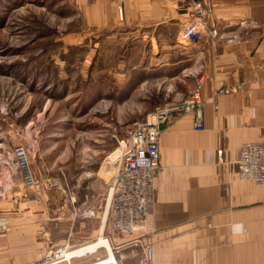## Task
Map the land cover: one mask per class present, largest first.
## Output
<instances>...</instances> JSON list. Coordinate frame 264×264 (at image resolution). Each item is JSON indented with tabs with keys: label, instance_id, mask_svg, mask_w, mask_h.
I'll return each mask as SVG.
<instances>
[{
	"label": "crops",
	"instance_id": "obj_1",
	"mask_svg": "<svg viewBox=\"0 0 264 264\" xmlns=\"http://www.w3.org/2000/svg\"><path fill=\"white\" fill-rule=\"evenodd\" d=\"M204 1L212 5L211 26L220 33L177 47L190 0H124V34L131 35L127 39L146 41V34L152 36L148 43L156 63L145 62L142 71L194 64L205 123L196 130L193 114H186L161 132V166L144 231L150 232L154 246L152 264H264V185L240 179L234 163L241 145L264 137V0ZM169 46L179 52L166 54L170 62L163 55ZM237 87L234 93L215 95ZM218 148L224 149L223 163ZM3 167L0 179L6 175ZM14 186L23 187L17 177ZM93 188L90 182L83 186L90 199L103 196L95 218L72 217L65 192L54 220L42 206L35 215L33 198L26 194L0 195V224L7 219L13 224L12 229L0 230V264H51L60 245L67 244L72 252L99 237L106 228L110 202ZM73 201L78 204L75 196ZM32 215L40 226L26 225ZM18 222L24 227L14 226ZM137 230L139 234L142 228ZM125 251L122 264H140L142 248ZM103 252L53 264H94L103 260Z\"/></svg>",
	"mask_w": 264,
	"mask_h": 264
},
{
	"label": "rangeland",
	"instance_id": "obj_2",
	"mask_svg": "<svg viewBox=\"0 0 264 264\" xmlns=\"http://www.w3.org/2000/svg\"><path fill=\"white\" fill-rule=\"evenodd\" d=\"M199 1L211 7L207 30L219 34L211 26L212 5ZM187 15L186 22L189 6ZM124 29V0H0V168L6 171L0 179L1 197L26 194L33 198L35 215L42 206L54 220L65 192L72 217L94 209L96 215L89 218H95L103 196L90 199L83 186L90 182L95 194L108 196L109 176L103 166L109 156H117L125 129L151 118L159 107L182 102L198 88L194 64L171 71L154 67L145 74L143 64L156 63L148 43L152 36L129 41ZM182 29L177 47L217 37L206 31L196 43L183 44ZM169 51L179 53L169 46L163 51L168 62ZM19 147L26 150L32 184L14 157ZM16 177L21 190L14 186ZM19 223L14 226L24 227ZM27 223L40 226L34 216ZM10 228L9 219L0 224L2 231ZM149 235L143 239L148 241ZM124 239L129 238H122L123 245ZM63 246L67 244L58 248ZM111 248L122 256L137 247L124 245L118 252ZM98 250L107 255L104 248Z\"/></svg>",
	"mask_w": 264,
	"mask_h": 264
},
{
	"label": "built area",
	"instance_id": "obj_3",
	"mask_svg": "<svg viewBox=\"0 0 264 264\" xmlns=\"http://www.w3.org/2000/svg\"><path fill=\"white\" fill-rule=\"evenodd\" d=\"M188 6L190 20L184 24L181 31L182 41L186 44L196 43L206 31L217 36L218 32L207 30L211 7L203 5L199 0L190 1ZM200 88L199 85L182 102L159 107L151 118L134 122L128 126L124 136L118 140V147L114 152H118L117 156L113 157V154L109 156L103 166L109 176V181H107L109 183L108 198L111 199L112 205L109 218L105 222V231L101 237L111 244L116 252L124 248V245L142 248L144 256L141 264H152L154 260V246L151 241H146L143 237L150 233H145L144 228L154 202V183L161 166L160 134L174 118L186 114H193L194 129L204 128L203 100ZM238 89L239 87L223 88L216 91L215 95L234 93ZM223 154L224 149L218 148L217 156L220 163H223ZM14 157L23 170L25 181L32 184L33 179L27 170L28 156L25 148L15 149ZM234 163L240 179L264 185V137L259 141L241 145L236 151ZM18 164L15 163L13 168H16ZM10 169L12 170V168ZM96 213V210L90 209L85 215L82 212L75 213L74 218H89L95 216ZM138 227L142 228L140 234H137ZM122 238H129V240L124 239L126 241L123 245L121 244ZM67 246L60 247L54 254L55 258L63 259ZM100 248L107 250V255L103 256V263L99 258L98 264L121 263L122 256L114 255L111 250L116 261L109 262L111 253L104 245L98 249Z\"/></svg>",
	"mask_w": 264,
	"mask_h": 264
},
{
	"label": "bare ground",
	"instance_id": "obj_4",
	"mask_svg": "<svg viewBox=\"0 0 264 264\" xmlns=\"http://www.w3.org/2000/svg\"><path fill=\"white\" fill-rule=\"evenodd\" d=\"M183 44H184V42L183 41H181ZM186 44V43H185ZM172 122V121H171ZM105 171V170H104ZM105 174L108 176V174L106 173V171H105ZM107 181H109V177H108V180ZM107 200H109V202H110V208H109V213H108V218H109V214H110V210H111V205H112V203H111V199H109L108 198V196H107ZM104 233V232H103ZM102 233V234H103ZM102 234L98 237V240H96V241H94V242H92V243H90V244H88V245H86V246H83L82 248H80L79 250H76V251H68V249H67V251H65L64 252V258L63 259H57V258H55V255L53 254V257H52V259H51V264H53V263H59V262H62V261H64V260H69V259H71V257L72 256H83V255H85V254H87V253H89V252H95L96 250H98V248L101 246V245H104V246H106V248L108 249V251L111 253V250H112V248H111V244H109L107 241H104L103 240V238L101 237L102 236ZM58 250V249H57ZM56 250V251H57ZM55 251V252H56ZM92 254V253H91ZM103 261H104V259L102 260H100V262L101 263H103ZM116 261V258L113 256V254L111 253V256H110V258H109V262H115ZM108 262V261H107ZM106 262V263H107ZM26 264V263H25ZM95 264V263H94ZM96 264H98V262H96Z\"/></svg>",
	"mask_w": 264,
	"mask_h": 264
}]
</instances>
